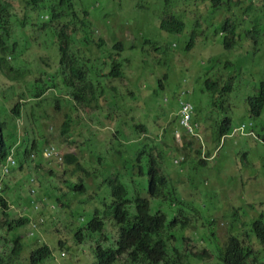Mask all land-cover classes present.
Instances as JSON below:
<instances>
[{
	"label": "trees",
	"instance_id": "16d2710c",
	"mask_svg": "<svg viewBox=\"0 0 264 264\" xmlns=\"http://www.w3.org/2000/svg\"><path fill=\"white\" fill-rule=\"evenodd\" d=\"M25 1L27 6L20 8L18 23L14 25L17 19L13 6L6 0H0V69H2L4 77L2 79L8 84L6 90L0 89V166L7 160L11 151L16 148L18 149L17 159L20 168H23L26 173H30L32 161H34L32 154L37 153L40 160L43 161L44 147L50 144L47 137L41 138L45 133L44 120L51 118L48 108L55 96L59 92L70 95L73 101L60 96L57 99L64 100L65 107L70 109V114L76 112L73 119L70 118V114H66L67 119L61 129V139L65 136H68L69 139V127L84 111H88V114H90L89 112L94 113V119L91 121L87 119L84 123V127L89 131L95 129L94 124L100 126L114 123L117 126L119 121L109 118L111 116L105 109L108 104L114 103L113 98L118 93L117 87L112 85L115 84L113 81L120 77L121 63L119 61L124 65L132 61L120 58L124 50L120 44L109 49L105 40L94 38V31H88V24L83 18L86 16L85 8L79 3V0ZM232 1L229 0L230 3ZM199 4L207 9L206 0H199ZM175 21V17L165 20L162 18L160 28L163 31H168ZM15 28H19L22 35L29 28L27 29L29 32L27 40H35L38 31L45 33L58 52V62L55 57H53L54 61L48 58L49 65L42 66V59H39L35 72L10 62L8 58L13 59V56L17 54V60L23 64L26 63L24 57L20 58L22 54L17 53L16 39L18 35ZM249 50L252 52V47ZM44 55L46 56L45 53ZM137 64L142 65L143 68L141 57L137 59ZM209 88L212 89L211 86ZM209 96L214 98L211 93ZM24 99L29 101L26 108ZM209 103L210 110L213 111L214 100H209ZM176 106L180 108L179 102L176 103ZM93 107L99 114L92 111ZM250 107V114L259 115L263 112L264 91L260 97L251 100ZM202 111L203 106L200 104L198 112ZM103 114L106 116L105 120L101 119ZM145 119L146 116L141 115L139 121ZM20 121H25L30 125L36 123L43 135L33 141L28 129L23 127L21 129L22 139L17 145L16 131L20 129L18 124ZM233 126V118L227 117L222 120L218 126L215 141L220 142L221 137L230 134ZM126 132H131L139 138L152 135L151 137L145 136L141 141L132 144L133 159L129 160L128 167L131 173L127 176L132 182L129 187L125 184L123 176L116 175L104 181L109 189V193H107L105 189L99 187L96 181L92 180V177L97 175L95 171L99 173V176L101 175V171L96 169L94 158L97 156L101 161L104 156L103 148L108 145L96 142L92 139L93 135L88 141L86 156L76 155L72 152L64 154V163L69 167V174L63 182L56 177L57 192L54 197L55 201L61 203L58 217L65 214V219H60L62 223H66V225L64 224L66 228L64 238L74 232L75 241L84 243L85 239L91 238V234L103 231L108 238L114 241L115 249L111 250L114 255L110 256L111 263L195 264L196 261L199 264V261L203 262L205 258L207 261L211 255L207 250H205L206 257L196 258L192 252H188L184 248L182 251L181 248L175 246L182 244L184 238L182 233L173 230L180 228L184 231L187 226L196 225L200 218V212L196 208L189 207L188 202L191 199L177 192L173 186V179L170 177L173 157H170V154L175 148L172 145H165L169 139L173 144L172 132L169 130H164L162 133L159 130L147 131L146 127L132 123L129 128L116 127V130L111 132L110 142L125 137ZM158 141L165 146L158 144ZM83 146L84 144L81 145V147ZM81 147L80 150L83 153L84 150ZM188 149L186 146L183 152ZM174 153L180 152L174 151ZM144 157L146 158L143 160ZM205 157L207 156L202 155L201 152L197 158H191L192 162L188 163L189 159L184 154V160L180 167L184 168L188 177H193L192 181L196 183L199 176L209 177L210 168L207 164L209 160ZM46 167H48L44 169L46 174L53 176L58 174L56 168L50 163H47ZM38 168L41 166L39 165ZM42 175L43 173H39L38 180L42 178ZM220 176L222 178L223 174L218 175V177ZM233 182L234 180L227 184L233 185L229 187L228 195L233 194L237 189ZM52 192L53 189L47 191L49 194ZM83 196L85 200H83ZM76 200L78 201L75 202ZM232 205L235 213L240 212L235 216V219L242 221L245 229L248 227L247 215L242 214V209L245 208H242L239 202H233ZM0 207V245L3 243L5 247L10 236L15 245L9 259H17L10 260L9 263L57 264V257H54V252L49 246H39L36 241L33 243L32 249H28L29 243L25 242L26 239L21 230L29 225V219H13L9 203L2 197H0ZM89 208L91 209V220L84 226L76 227L81 224V219L84 221ZM170 218L171 221H169ZM233 223L232 230L238 232L235 230V222ZM253 231L257 239L256 244H263L264 231L262 229L258 231L255 225H253ZM83 232H87V234L84 235ZM112 236L114 237L111 238ZM252 237L253 235L249 236L244 242L247 254L252 253L248 243ZM230 238L232 248L228 249V245H224L222 249L219 244L218 263L216 260L210 259V262L206 264H248L247 260L231 258L230 252L232 253L234 248L241 246L242 242L240 243L234 236ZM201 242L203 240L198 238L197 245Z\"/></svg>",
	"mask_w": 264,
	"mask_h": 264
},
{
	"label": "clouds",
	"instance_id": "9594fccd",
	"mask_svg": "<svg viewBox=\"0 0 264 264\" xmlns=\"http://www.w3.org/2000/svg\"><path fill=\"white\" fill-rule=\"evenodd\" d=\"M75 1V0H73ZM165 3H169V0H164ZM207 1V9L199 4V0H180L179 6L176 8V11L173 13H168L164 15L162 18L169 19L172 17L176 18V21L172 24L171 29L167 32L168 35H178V37H182V35L189 36V40L185 47L186 53L194 52L196 49H200L202 53H204L206 56V50L208 48V41L205 38V33L208 30V24L206 20H210L212 23L217 24V28L214 31V35L220 37L223 40V45L225 46V49L231 50V49H238L241 51H247L251 47L248 45L250 41L257 40L259 38V28L262 26L264 27V20L257 21L252 15H248V13L252 9V0H233L231 3L229 0H218L216 2H212L211 0ZM264 1V0H263ZM7 3H10L13 6L14 13L17 19V22L14 24L16 25L18 23V18L20 15V9H18L12 2L9 0H6ZM189 2V4H186ZM25 4V7L27 6L26 1L23 2ZM230 4V6H229ZM33 8V7H32ZM86 16L83 17L86 19V23L88 24V31H94L96 28L94 27L95 20L92 19V16L88 10L85 9ZM220 12H225V15L223 16L222 20L216 21V15ZM243 14V15H242ZM47 18V17H45ZM251 18V19H250ZM39 23H42L39 21ZM114 27L117 31L122 34L124 29H128L125 26L121 24L120 21H116ZM29 29V28H27ZM27 29L25 31V34L22 35V39L24 42V38L27 37L29 32H27ZM19 30V28H18ZM15 31L17 33V28H15ZM20 31V30H19ZM39 32V31H38ZM37 32V33H38ZM130 32V31H129ZM43 33V32H42ZM264 34V32H263ZM18 35V34H17ZM111 43H113L112 47H108L109 49L113 48V46L120 44L123 52L120 55L121 59L128 60L131 58L125 57V53L128 49H134L136 48V45L129 41H125L124 39L120 38L118 33H113L110 36ZM17 40V53H18V38ZM29 45L28 49L29 51H32L35 47H37V53L39 54L38 58L35 60L34 63L28 62L26 60V63L23 64V62H20L17 60L16 55L13 56V59L8 58L10 62L15 64L16 66L25 67L30 70H33L35 72V68L37 66V63L39 59H45L46 56L42 54L39 51V47L43 50L45 53L48 51L51 53L53 57L57 59V53L56 48L51 44L50 46L44 48L36 40H28ZM25 45V44H24ZM177 48V45L172 44V49L175 50ZM27 48H24V51ZM250 51V50H249ZM251 52V51H250ZM56 56H54V54ZM19 54H22L20 52ZM25 56V55H24ZM142 59H143V68L142 65H136V67H133L132 62H127L125 65L121 63L120 68V77L117 80H114L112 86H116L118 89V93L116 97L113 98V104H108L106 106L105 111L111 116V109L118 108L119 111H123L125 114L123 118L121 119H115L118 122L117 126L124 128H129L132 123H135L139 126L146 127L147 131L154 130V131H161V133L164 130H169L172 132L173 135V144L166 143L165 145H172L175 149L171 152L170 157H173L171 160V179H173V186L177 192L182 193L186 196H188L191 200L198 197L199 189L196 186V182L192 181L193 177H188V186L185 187L182 181V178L186 175L184 168H181V164L184 160V154L187 155L188 163H191V158H197V156L202 152V155L206 156V154H211V158H206L209 160L210 164L209 168V174L210 175H221L223 173H237L239 170V166L237 161L234 162V159H228L225 163L224 169L219 168V164H217V160L220 157V154L222 150L225 147V144L228 140L231 139H237L239 137L247 138L250 140H254L259 142L264 146V137H259L257 130L255 129V123L251 120L246 123H234V128L232 132L228 135H225L221 137L220 142H216L215 139L217 138V129L222 122L227 117H230L228 115H225L222 111H220L218 108L220 105H226V100L231 97L233 92V81L229 77L226 79L225 77H222L221 75H212L211 71L206 74L204 85H203V92L208 95L209 100H214V109L209 114H206L205 112H198L199 105L196 104L190 96L194 93L193 86L191 80H188L187 78L183 79L182 85L185 86L181 90V92L177 95V102H179L180 108H177V106L172 109L171 112L168 113V118L166 120L161 119V111L156 108H151L148 102V98L143 94L137 95L135 92L131 89V84L137 79L140 78L142 82V89H145L150 84H156L158 90H164V86L166 81L168 80V75L160 76L159 78L156 77L157 70H162L164 67V64L162 62L161 58V52L160 47L156 46L152 41H146V51L142 53ZM47 60V58H46ZM132 61V60H131ZM185 61L188 63V59L183 55L179 54L177 61L174 64H180L181 62ZM57 65V63H56ZM35 66V67H33ZM158 68V69H156ZM128 71V72H127ZM3 77L2 69H0V78ZM4 78V77H3ZM3 80V79H2ZM7 86L8 84L5 83ZM209 86L212 87V89L209 88ZM1 89V88H0ZM7 89V88H6ZM1 89V90H6ZM264 91V83L262 84L261 91L258 93V95L253 96L249 99V104L251 103V100L253 98H258L262 95ZM213 94V99L209 96V94ZM63 97L64 99L73 101V98L69 95H66V93H58L55 98L51 102V106H56V109L58 111H63L66 107V104L63 101H60L57 99V97ZM25 100V99H24ZM22 101V100H21ZM127 101L128 104H130V108H124V102ZM142 102V106H139L137 102ZM24 102V101H23ZM176 102V103H177ZM194 102V103H193ZM29 103L28 99L25 100L24 107H27V104ZM139 107L143 108L147 115L153 114V120L156 126H154L152 129H149L145 120L143 121H136L135 119V113L139 111ZM95 109V108H94ZM93 112L96 113V110H93ZM104 111V112H105ZM251 111V107H250ZM264 112V110H263ZM263 112L259 115H253L250 114L251 118H257L261 117ZM66 114H70L69 112H65L64 114V120L63 124L65 122ZM98 114V113H96ZM94 115V113H93ZM76 116V112H72L70 114V118L73 119ZM104 118L106 116L103 114ZM111 118V117H109ZM130 118H132L130 122ZM231 118V117H230ZM85 120H87L86 115L81 113L78 119H75V121L72 123V125L69 127V139H71L76 131V129L80 126V124L84 127ZM172 122V123H171ZM214 122H217L216 126L214 125ZM19 128H20V123ZM62 124V127H63ZM170 124V125H169ZM61 127V129H62ZM204 127H207V129L212 130V144L213 148H215L212 151L207 150L208 152H205L202 147L197 148L194 157L189 158L187 151L190 150V148L194 145L188 144L187 141L190 140V138H196L200 141H203L204 139L203 134L205 131L203 130ZM254 131V133H253ZM179 132H182L184 136L182 137L183 143L185 144L183 148L177 149L175 147V138L179 141L181 140V136L177 137V134ZM61 134V131H60ZM255 134V135H254ZM81 135V133L79 134ZM238 135V136H236ZM92 136V135H91ZM90 136V137H91ZM147 137H151L152 135H145ZM142 136V139L145 137ZM44 137H49L44 133ZM89 137V140H90ZM128 139H127V138ZM16 138H17V145L21 141V130L18 129L16 131ZM15 138V139H16ZM68 136H65L63 138V142L67 141ZM96 139V138H95ZM142 139L136 138L132 139L128 136H125L121 138L120 140H116L115 142H118L120 144V147L125 149V152H123L124 155L127 156L129 160L133 159V153H132V144H136L138 141H141ZM88 140V141H89ZM50 141V139H49ZM88 141H86L83 147H81L84 151H86ZM160 142V141H158ZM72 143H75L73 141ZM161 143V142H160ZM86 144V145H85ZM159 144V143H158ZM127 145H131L130 148H127ZM161 146H165L160 144ZM57 143H52L50 141V144H47L44 147V159L48 161L52 166L56 168V173H58L56 176H53L51 174H46L43 170V175L40 180L39 173L42 168H38V164L35 165L34 171H31V174L27 172L26 180L25 182L30 183V197H29V206L30 208L35 212V216H27L22 218L29 219V225L24 228L25 230H29V239H33V243L37 241V244L39 246L41 245H47L51 248V250L54 252V257H57V264H68L65 262V260L69 259V254L72 256V263L71 264H88L84 260V256H88L90 262L89 264H118L117 262L111 263V257L114 256L111 253V250H114L115 247L113 245V240L108 238L107 235L102 231V233H95L91 234V238L89 240H84V243H77L75 241L76 238L73 237V233H70L69 237L65 236L64 238V231L66 230L65 225L66 223H62L61 221L58 223L56 222L57 219H59L58 214L61 209V203L54 200L56 191V184L55 181L57 178H60L62 182L64 181V178L67 177L69 174V167L64 162V154L60 151V148L57 147ZM188 147L189 149L186 152H183V149L185 147ZM58 149V150H57ZM174 151H179L180 153H174ZM18 149L14 148L11 151V154L8 156L7 160L3 162L0 172V197L7 200L9 203V206L11 208V204L9 202L10 199V191L11 188L9 187V184L4 179V177L8 178L15 174L16 172H25L23 168H20L19 161L17 159V153ZM146 157L143 158V160ZM55 160L54 161H50ZM264 159V158H262ZM32 165L31 170L33 169V163H36L37 160H40L37 153L32 154ZM204 160V159H203ZM237 160V158H236ZM61 161V163H60ZM48 168V167H46ZM120 168V167H119ZM243 175L246 171H250L249 169H246L243 167L242 169ZM13 173V174H11ZM11 174V175H10ZM172 175H175V177H172ZM34 177H37L34 178ZM57 177V178H56ZM201 178L200 176L198 179ZM205 178V177H203ZM249 185H246L245 182L241 185H237L236 191L229 195V213L230 218L235 222L236 226H239V231L234 232L231 228V226L234 224L233 222L226 224V217L225 214L223 215L219 210H215L214 215L212 216L210 223L214 224H220V228L218 230H226L227 231V237L226 239L222 240L219 236L218 230L216 231V237L218 238V243L221 244L222 249L224 248V245H228V249H231L233 245L230 243V237L234 236V238L238 239L241 243V246L234 248L233 252H230L231 258L235 260H247L248 264H264V261L262 260V257L264 256V243L261 245H257V239L254 236L253 231V225H255L259 230L264 231V183H257L255 185H250V191L252 192L251 200L249 202V205L242 206L246 209V223L248 224V227L244 229L242 221H238L235 219V216H237L239 213H235L233 211V202L237 203L239 202V194L242 192L246 187ZM49 189H53L52 193H47ZM6 190V191H5ZM191 193L190 195L188 193ZM40 193V195H39ZM9 194V198L6 196ZM254 204V205H253ZM1 210V207H0ZM11 211V210H10ZM251 212L253 214H251ZM46 215L50 216V221L47 222ZM80 223H84L83 219L80 220ZM240 223V224H238ZM254 223V224H253ZM59 224L63 226L64 231L59 227ZM65 224V225H64ZM198 226H200V220L198 219ZM221 224H225L222 226ZM50 226L52 227V230H49ZM44 227V231L48 232L50 231V235L54 237V234L56 237L53 238V243H46V240L39 237V234L42 231V228ZM21 232H23V230ZM177 233L183 234V243L175 245L183 251V248L187 250L188 252H192L196 258L199 257H206L205 249L203 252L201 251L202 246H206L205 242H201L197 245V239L200 236V231L197 227V225H189L187 226L186 230L182 231L180 228H176L173 230ZM253 232V233H252ZM24 233V232H23ZM89 233V232H88ZM83 234H87V232H83ZM253 235L251 240H249V244L252 250L251 254H247L244 247L246 246L244 242L246 239ZM25 236V234H24ZM112 236L111 238H113ZM8 244L6 246L0 248V264H10V260H15L17 258L9 259L11 256V251L13 248H15V245L13 243L12 237L10 236L8 239ZM27 242V241H25ZM29 243V242H28ZM33 243H29L28 249L31 250ZM68 245V247H66ZM67 248V249H66ZM56 250H59V252H56ZM114 252V251H113ZM116 253V252H115ZM60 255V256H59ZM211 260H215L212 255L209 256V259L205 258V261H203L205 264L209 263ZM250 261V263H249ZM195 264H198L195 262Z\"/></svg>",
	"mask_w": 264,
	"mask_h": 264
},
{
	"label": "rangeland",
	"instance_id": "374dc122",
	"mask_svg": "<svg viewBox=\"0 0 264 264\" xmlns=\"http://www.w3.org/2000/svg\"><path fill=\"white\" fill-rule=\"evenodd\" d=\"M9 1L12 2L18 9L25 7V4L23 3L25 0ZM169 1L170 2L166 4L164 0H79V3L90 12L92 19L95 20V39L102 38L106 41L107 47L110 48L113 45V43H111L110 36L113 33H118L120 38L124 39L125 41H132V43L136 45V48L128 49L125 53V57L131 58L133 67H136L137 59H140V57L142 58V53L146 51V41H152L156 46L160 47L161 58L164 67L162 70H157L156 77L159 78L160 76L168 75V80L165 83L164 90H158L156 84L150 83H148L145 89H142V82L140 78H137L131 84V89L137 95L144 93V95L148 98L150 107L161 111L160 116L162 120H166L168 118V113L176 107L177 95L183 88H185V86L182 85V81L185 78L191 80L192 82L194 93L190 96V98L196 104H202L203 112L206 114L212 112L210 110L211 107L208 95L202 90L206 74L211 71L212 75H221L226 79L230 77L233 81V92L231 97L226 100V105L222 104L218 109L225 115L233 118L235 124H247L249 120L253 121L255 123V129L257 130L259 137L263 138L264 112L261 117L251 118L249 114V99L258 95V93L261 91L262 84L264 83V27L262 28V26H260L259 28V38H257L255 41H250L248 44L250 47H252V52L249 50L241 51L236 48L227 51L223 45L224 38L221 39L220 37L214 35V31L218 25L207 19L206 22L209 27L205 33V38L209 43L206 50L207 56L202 53L199 48L194 52L186 53L185 47L189 40V36L182 35V37H178V35H168L167 32L160 28L162 17L168 13H173L176 11V8L180 3V0ZM186 4H189V2ZM252 5V9L248 15H252L257 21L264 20V1L252 0ZM224 15L225 12H220L217 14L216 21L222 20ZM116 21H120L121 24L128 29H124L122 34H120V32L114 27ZM19 30L17 29L19 42L18 54L22 52V56L20 57L21 59L24 57L28 62L34 63L39 56V54L36 52L37 47H35L32 51H29L28 46L26 45H29L30 43L26 38H24L23 42L22 32ZM35 40L44 48L51 45L49 37L42 32L36 33ZM172 44L177 45L175 50L172 49ZM25 47L27 49L24 51ZM39 51L44 54L40 47ZM55 51L57 53L58 59V52L57 50ZM45 54L47 59H53V56L50 55L51 53L49 54L48 51H46ZM53 54L56 56L55 53ZM179 54H183L188 59V63L183 61L180 64H174L177 61ZM34 57H36V59H34ZM46 58L41 61L42 66L49 65ZM0 88H7V85L5 84L4 80H2V78H0ZM137 103L139 106H142L141 101H138ZM123 105L124 108H130V104H128L127 101H125ZM69 111V107H66L63 111H58L56 106H50L48 108V113H50L51 118L44 120V124L45 134L49 137L50 141L52 143H57L58 146H56V148L59 147L63 154L72 152L76 155L86 156L87 151H83L82 153L79 146L88 141L89 137L93 135V140L102 145H108L103 148L104 156H102L101 161L97 156L94 158L96 169L101 171V175L99 176V173L95 171L97 175L94 178L91 176L92 180L96 181L99 187L105 189L107 193H109V189L104 184V181L116 175L123 176L125 184L127 187H129L132 183L127 178V176H129L131 173L128 169L130 161L127 156L123 154L125 149L120 147L118 142H110L112 137L111 132L116 130L115 124H103L100 126L94 124L95 129L92 131H89L80 124L73 137L62 143L63 139L60 138V131L64 120V114L65 112ZM89 113L90 114H88V111H84L88 121H91L94 119V115L92 112ZM124 114L125 113L123 111H119L118 108L111 109V118L114 120L123 118ZM141 115L146 116L145 122L149 129H152L154 126H156L153 120V114L147 115L145 110L139 107V111L135 113V119L137 122L139 121ZM101 119L105 120L104 116ZM129 120L131 122L132 118ZM19 123L20 130L23 127L27 128L28 133L33 141L43 135L36 123H34V125L26 124L25 121H20ZM216 124L217 122H214L213 126H216ZM203 130L205 131L202 137L204 139L203 141H200L196 138H190V140L187 141L188 144L194 143L190 150L187 151L189 158L194 157L197 148L202 147L205 152H207V150L213 152L215 149L213 148L212 144L213 131L207 129V127H204ZM80 133L82 137H80ZM125 136H128L132 139L139 138L131 132H126ZM179 136H181V140L178 141L175 138L174 146L177 147V149L180 147L183 148L185 145L182 140L184 134L179 132L177 137ZM120 139L121 138H119V140ZM140 139H142V137ZM73 141H75V143H72ZM158 143L161 144L160 142ZM167 143H171V140L169 139ZM130 147L131 145H127V148ZM206 156V158H211L210 153ZM231 158L234 159V162L237 161L238 163L239 170L237 173H223L222 178L221 176L218 177L210 174L208 178H199L196 183V186L199 189V192H197L199 196L188 202L189 207L193 209L196 208L200 212V226H198V224L196 225L200 231L199 238H201L206 244V246L201 247V251L203 252L204 249L209 251L217 263L219 261L218 256L220 247L218 238L216 237V231L220 228V224H209V221L214 215L215 210H219L223 215L226 212V224L233 222L229 213L230 201L228 195V192L230 191L229 187L233 185L227 184L234 180L233 183L235 187L238 184H243V182H245L246 185H249L239 194V203L241 206H245L249 205L251 200L252 192L250 191V185L264 183V159H262L264 158V146L262 144L257 141L242 137L228 140L220 154V157L217 160L219 168L224 169L226 161ZM49 160L55 162V160ZM47 163L48 161L45 159L43 161L37 160L36 163H33V169L31 171H34L35 165L39 164L42 168L40 173H43ZM208 165L210 166V164ZM243 167L249 169L250 171H246L243 175ZM29 174H31V172ZM26 175V172H16L9 178L8 176L4 177L11 188L9 199L11 204L10 214L15 220H19L22 217L35 216V212L29 206L30 183L25 182ZM172 177H175V175H172ZM34 178L37 179V177ZM182 181L184 183L183 185L187 187V174L182 178ZM133 185H135V183H133ZM217 188L219 189L216 190ZM216 192L217 194H215ZM226 193L227 195H224ZM6 196L9 198V194ZM83 198V200H85L84 196ZM77 201L78 200L75 202ZM90 211L91 209L89 208L84 217V223H81L76 227L84 226L88 221L91 220ZM187 211L189 210L187 209ZM242 212V214H246V209H242ZM251 214L253 213L251 212ZM46 217L47 222L50 221V216L46 215ZM60 219L64 220L65 214L61 215L60 218L56 220V222L59 223L61 221ZM169 221H171V218ZM221 225L224 226L225 224ZM59 227L64 231L61 224H59ZM49 230H52L51 226ZM235 230L239 231V226H236ZM23 232L25 234L24 237L26 241L32 244L34 240L29 239V230L27 231L24 229ZM218 233L222 240L226 239L228 235L226 230L220 229L218 230ZM39 237L45 239L46 243L52 244L53 238L56 237V235L54 234L53 237L50 235V231H44L43 227ZM67 237H69V234ZM3 246L4 244L2 243L0 248ZM66 247H68V245H66ZM83 258L85 262L89 264L90 260L88 256L86 255ZM72 260V256L69 254V259L65 260V262L71 264ZM262 260L264 261V256L262 257ZM199 264L205 263L199 261Z\"/></svg>",
	"mask_w": 264,
	"mask_h": 264
}]
</instances>
